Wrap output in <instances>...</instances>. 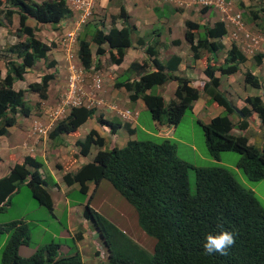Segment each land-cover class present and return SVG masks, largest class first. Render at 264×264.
Wrapping results in <instances>:
<instances>
[{"label": "trees", "instance_id": "obj_1", "mask_svg": "<svg viewBox=\"0 0 264 264\" xmlns=\"http://www.w3.org/2000/svg\"><path fill=\"white\" fill-rule=\"evenodd\" d=\"M201 10L205 14L209 6ZM155 12H159V9L155 8ZM249 14L260 25L264 21V5L249 11ZM71 15L66 0H0V28L10 29L14 17H18V25L14 29L17 40L7 47L6 56L0 55L5 68L3 77L0 71V138L9 133L19 117L28 118L32 114L33 106L26 100V92L37 94L41 100L48 98L53 73L43 74L39 81L29 83L27 89L15 86L16 81L23 80L28 70L41 60L47 62L48 68L56 64L55 59H48L49 52L56 44L43 42L35 35L40 30L39 26L50 24L56 28ZM128 17L124 4L120 3L118 14L111 16L112 26L108 31L98 28L97 24H88L90 39L79 37L77 50L78 59L85 70L93 66V55L100 57L105 54L103 45L116 52L111 56V62L121 64L125 52L132 46L134 26L127 24ZM119 18L124 23L121 28L115 26ZM29 19L36 24H27ZM226 32L225 23L221 20L205 24L189 19L185 21L184 39L190 44L193 61L203 58V55H213L217 59V55L224 52L221 64L206 59L204 74L208 80L202 89L210 94L212 101L223 106L227 113L213 117L209 123L199 122L209 156L219 159L222 151L240 154L237 167L248 180L258 181L264 179V132L260 149L249 145L244 135H231L234 124L228 115L235 111V107L223 91L218 89L221 81L215 72L221 76L234 74L247 60L235 43L228 47L223 43ZM91 42L95 45L94 54ZM137 42L144 47L146 58L141 63H131L128 70L138 77L122 80L115 83V86L124 87L130 93V101L142 99L153 120L176 125L185 111L191 108L192 101L199 96V90L190 85V78L177 74L182 59L180 56L172 55L162 63L158 59V41L148 43L139 38ZM174 42L178 44L179 40ZM263 57V53L254 55L257 65ZM100 64L98 58L94 68L98 69ZM148 68L152 70L148 71ZM243 79L252 88L262 89L264 96V77L261 80L249 69L244 72ZM171 80L177 81L178 85L174 98L169 101L160 94L147 93L153 86ZM245 100L257 112L264 128V97L262 99L259 94ZM96 111L94 107H71L68 114L49 130V137L60 144V135L77 133L83 123L95 118ZM240 111L244 118L249 114L245 108ZM97 121L108 124L113 131L120 126V123L105 120L101 115ZM247 124L243 119L236 126L243 130ZM125 127L130 132L127 124ZM102 138L95 129H91L83 140L75 141L77 150L72 148L68 152V161L74 163L79 155L86 156L92 144L102 146ZM43 165L44 162L37 157L25 155L21 162L16 161L9 172L0 177V210L6 208L11 197L26 183L33 198L53 211L47 187L56 182L50 174L42 176ZM191 168L195 175L193 193L189 190L188 181ZM62 179L67 186L79 184L83 192H87L88 183L97 185L102 179L108 180L135 206L139 225L155 238L154 250L148 253L125 231L87 203L83 215L93 221L102 236L108 250L106 264H264L262 200L254 191L244 187L228 168L193 167L178 159L175 143L170 139H135L121 148L100 149L92 161L83 164L76 172H66ZM5 231L9 232V237L1 251L0 264H85L78 251L69 255L59 254L60 244L53 240L23 257L18 254V248L29 242L28 222L15 220L0 224V238ZM222 231L232 232L235 244L227 250V255L206 254L203 249L205 237Z\"/></svg>", "mask_w": 264, "mask_h": 264}, {"label": "rangeland", "instance_id": "obj_2", "mask_svg": "<svg viewBox=\"0 0 264 264\" xmlns=\"http://www.w3.org/2000/svg\"><path fill=\"white\" fill-rule=\"evenodd\" d=\"M227 1H229V8L231 10L228 11V13L230 15L239 11L244 13L242 14V18L248 29L252 33L258 34L260 41L264 39V21L260 25H257L255 21H253L252 19L250 20V16L247 13L248 9H258L260 6H263L264 0ZM189 3L190 10H199L200 7H202L200 0H189ZM184 9L185 8H181V10ZM192 13L194 14V16L188 18L204 24L212 23L219 18V14L216 13L207 15V12L205 14H200L199 12L193 11L190 13V15H192ZM69 21L71 22V26H66L65 28L62 26L55 28L48 24H42L39 26L41 32H39V35L37 37L43 42H55L56 44V46L48 54V59H55V68H48L46 66L47 62L41 60L39 63L35 64L28 70L23 80L16 81L15 86L19 89H27L29 83L33 81H39L41 76L45 73H53L57 78V81L54 78L50 81L48 88V98L46 100L39 99V97L35 93L26 92V100L29 101V104L33 106V112L29 116V118L19 117L17 124L9 129V133L0 138V155L2 157V160L0 161V174H2L1 176H4L6 174V170L8 169L9 164L13 159H15L14 153L12 152L14 149V143H17L20 146L19 148H21L22 143L27 141V139L34 138L33 141L35 142L42 141L41 147H44L46 150L48 142H52L48 139L49 129L45 134L46 123L44 122L37 125L36 117L37 115H41L43 110H48L49 112L54 111V114L59 113L58 96L62 95L65 91V87L59 86V83H62L63 81V83L66 84V78H69V75L73 74V71H71L70 73L68 72L69 67L66 69L62 65H58V61L56 60V58L62 60L59 54L64 53V55H68L67 58L69 61L72 60L73 62H77L76 51L78 49V38L84 35L82 30H73L75 26V18H73L72 20L69 19ZM88 24H97L103 30H108L110 27V23L108 25H104V22H102V20H99V17L94 16L92 19L90 17L88 18ZM17 25L18 17L15 16L14 24L10 29H0V55L2 57L7 55V47H9L17 40V38H15L16 36L14 35V29ZM83 26H81V28ZM69 32L73 34H68ZM174 35L183 37L181 35V32H175ZM86 38L90 39L89 37ZM132 41L136 45H138L137 38H134L133 35ZM225 45L228 47L229 44L226 43ZM91 46L94 54L95 45L92 43ZM257 51L264 52V44L258 43L256 47L245 48V52L248 55L247 61L241 65L240 72L231 76L222 77L220 86L221 89L229 88L230 95H236V98L239 95L242 96L258 94L257 89L249 87L243 81L244 71L249 69L257 76L260 75L261 77H264V59L262 66H257L256 62L252 58V55ZM181 52L183 54L184 51L182 50ZM223 57L224 52H220L218 55V59L214 60V63L220 64L223 61ZM129 61L130 60L128 58L124 64L128 65ZM112 65L113 64L110 62L109 58L104 56L102 60V69L99 72H110L108 75H114L116 73L119 74L122 72L112 70ZM104 66L107 67L105 70H103ZM75 68L77 70L81 69L79 66L78 68ZM61 69L62 74H59ZM0 70L1 76H3L5 73V68L1 58ZM65 70H67V72H64ZM90 72H92L91 74L94 75L93 72H95V70H92ZM66 73L68 74L67 76H65ZM217 75H219V73H217ZM186 76H198V70L192 71V69H189ZM84 78H86V80L88 79L89 81L90 78L92 80V76H90L89 78L87 77L86 73H84ZM124 78L125 77H123V79ZM68 81H70V79H68ZM87 81L84 80L83 83H87ZM157 86L158 85L153 86L149 92L152 94L159 93L158 91L160 90V88L163 89V86ZM161 94L167 95L165 91H163ZM126 106L127 109L131 112V117H135L136 115L139 116V121L137 122V124H135L137 126L136 130L138 139H161V137L155 135L154 126L151 125L150 112L148 111V109L139 110V112H137L135 102H129ZM243 106V100L239 99L236 102L235 108H241ZM225 113L227 112L224 111L222 115H224ZM254 117L255 116L253 115L248 119V121L250 122V127L246 131L245 135L249 138V140H251V143L259 149L263 144L262 134L264 132V128L263 126H260L259 124L253 122L255 121ZM55 118L57 117L54 116L53 120ZM229 118L233 123L238 122V118L235 113L230 114ZM95 120H88L77 131V136L84 137L85 133L89 131V128L93 126L92 121ZM208 121V118L203 119V122ZM170 128L171 130L169 133L172 134V136L171 138H167L171 139L175 143L176 156L178 159L188 162L193 167L220 166L228 168L244 187L254 191L255 194L264 203V179L251 181L246 178L241 169L236 165L237 161L239 160L240 154L232 151H222L220 153L219 159H212L209 156L205 146L204 134L201 124L197 121L196 118H193L191 108H188L185 111L179 123L170 126ZM169 133L167 135H169ZM66 139L68 140V136L66 135H63V137L61 138L62 141H66ZM18 140L22 141V143L17 142ZM61 140H58V142L60 141V145ZM10 141L11 144L14 142L11 147ZM54 145H57L58 147L59 144L55 142ZM44 148L42 149L43 151ZM98 150V147L92 146L90 153L85 157L81 156L80 161H82V159L86 162L91 160ZM57 151H59V149L55 148L54 146L50 150H47L45 156L50 161H53L54 154ZM62 153H65V148L62 150ZM34 154H36L38 159L43 161L41 155L37 154L36 152H34ZM63 158L64 156L62 155L58 156V159L60 160ZM44 169L46 170L45 167ZM52 178L56 183L58 182L57 179H55V176H52ZM188 181L189 190L191 193H193L195 190V175L192 168L189 170ZM49 185L51 186V183ZM66 198L69 199V206H71L70 211H68V207H66V209L64 210V205L58 202L55 206V211L51 212L46 206L40 205L33 198L30 187L26 183H23L20 186L19 191L11 197V202L5 206L6 208L0 210L1 224L10 223L13 220H24L29 224L30 239L27 244H23L18 248L19 255L23 257L29 256L39 247H42L50 241L54 240L59 242L60 244L59 254H71L76 249L80 251L83 247L84 248L82 250L85 249L89 251L92 249L93 252L96 249H100V255L98 257L94 258V256L92 255V251H90L91 253H89V256L93 259L85 258V260L90 262V264H98V261L106 263V254L104 252V249L100 245V240L96 228L92 220H85L83 215V211L87 203H89L92 208H94L108 220H110L114 225L124 230L129 236L135 239L148 253L153 252L155 238L147 234L139 225L137 209L133 204L128 202L115 188H113L108 180L102 179L96 186H94L92 183H89L88 192L81 191L79 187L75 185L73 187V190H70L67 193ZM75 228L85 233V237L81 241L75 240L71 234V229ZM8 237L9 232L5 231L0 238V258L1 251L3 250ZM82 250L80 251L81 254H83ZM86 264L88 263L86 262Z\"/></svg>", "mask_w": 264, "mask_h": 264}, {"label": "crops", "instance_id": "obj_3", "mask_svg": "<svg viewBox=\"0 0 264 264\" xmlns=\"http://www.w3.org/2000/svg\"><path fill=\"white\" fill-rule=\"evenodd\" d=\"M123 2H124V7L126 8L127 14L129 16L127 24L130 25V27L134 26V30L132 33L134 38L142 37L144 39H147V41L148 40L153 41L154 38H151V37L155 35V37L157 38V41L159 42V47H160L159 55H158V58L160 59V61L162 63H165L173 54L180 56L182 58V62L179 65V71L182 74L186 75L187 70L184 69L185 66H183V64L184 62L186 63L187 61V59H185L186 57L188 56L191 57L190 51H189V44L184 40V37L174 35V34L175 32H179V33L181 32V35L183 36L184 31H185L184 22L187 19H191L188 17L194 16L193 13L192 15H190L191 12L193 11L199 12V10L197 9L190 10L189 0L185 1L184 10L176 9L177 2H184L183 0H99V2L96 4V7L94 8L93 15L94 17H99V20H102V22H104V25H108L110 23V27H111L112 25L111 16H116L118 14L119 4ZM155 8H158L159 12H155ZM211 12L212 14L215 13L213 10L212 11L209 10L208 14H210ZM73 18H75V22H74L75 26L73 30H76V31L82 30L83 35L84 36L87 35L85 37L90 38L89 36L90 34H88L90 32V29L87 28L89 14L85 12L83 9H80L78 11L74 10L72 15L62 20L61 23L58 25V27L59 26H62L64 28L66 26L70 27L71 22L69 21V19L72 20ZM27 24H29L30 26H33L36 23L34 20L29 19L27 21ZM123 24H124L123 21H120V19L116 20V27L121 28ZM81 26L83 27L81 28ZM98 27L102 29L100 26ZM1 28L3 29L6 27H1ZM108 30H104V31H108ZM39 32L41 31L38 30L35 33V35L38 36ZM73 33L69 32L68 34H73ZM175 40H179V44H175L174 42ZM102 47L105 50V54L100 57L99 56L96 57L95 55H93L94 62L98 60V58L102 62L104 56L111 57L116 54L115 50L109 49L106 45H103ZM182 50L184 51L183 54L181 52ZM59 56H61L62 60L56 58V60L58 61V65H62L66 69L69 67V71H68L69 73L73 71L74 67L78 68L79 66L81 68L80 70H81V76H82V71L84 68H82L80 62H78V59H77V62H78L77 63L76 61L74 62L69 61L67 58L68 55H64V53H60ZM206 57L212 58V55L203 56V58L196 60V62L194 63L190 62V67L191 68L196 67V69H200V67L203 66L202 60L203 59L205 60ZM128 58L130 61H129V64L126 65L124 63L126 62ZM144 58H145L144 47L136 45L134 42H132V47L127 49V51L125 52L122 63L119 65H115V64L112 65V70L122 71L121 73L119 74L116 73L114 75H108L110 72L108 73L99 72L102 69V67L95 73V76H98L102 80V86L100 88L101 92L96 94L95 96H92V92L90 90V88H92V80L90 78V76H92L91 74L92 72H89L87 70L83 71L86 73L87 77L90 78V81L88 79L87 81L86 78H83V81H81V83H79V80L77 81L78 85L81 84V89L85 95L84 105L90 106L89 103H91V101L96 102L97 111H96L95 119L96 118L98 119V117L101 115L102 118L105 120H110L113 122L120 123V126L116 130L113 131L108 125L100 124L99 122H97V119L95 120L94 118H92V120H95V121H92L93 126L89 128V131L91 129H95L99 133V135L104 138L103 144L105 145L104 147L102 145L103 148L110 149L113 147H122L126 144L128 140L137 138V130H136L137 126L135 124H137V122L139 121V116L136 115L135 117L121 118L119 114L121 111L128 110L126 105L130 102L129 101L130 93L123 87L116 88L114 86V83L121 82L122 80H127V79L131 80L134 76V72L133 73L129 72L128 66L131 63H135V62L141 63V61L144 60ZM106 68L107 67L104 66L103 70H105ZM148 70H151V69H148ZM64 72H67V70H65ZM59 74H62V69L60 70ZM67 75L68 74L66 73L65 76ZM123 77L125 78L123 79ZM120 78H121V81H120ZM54 79L57 81V78L55 77V75H54ZM84 80L87 81V83H83ZM59 86L65 87L64 89L66 91L67 80H66V84H64L62 81V83H59ZM158 86L160 87L163 86V89L160 88V90L158 91L159 93H156V94L162 95L161 93L165 91L167 95H162V96L164 97L166 101H169L170 99L173 98L174 90L177 86V83L171 80L170 82H167L163 85H158ZM194 86L197 87L198 85L194 83ZM222 90L230 94L229 88L222 89ZM59 96H58V99H59ZM229 96L233 100L236 97V95H229ZM246 96L247 95H243V96L239 95L237 96V98L244 100ZM135 103H136L135 107H136L137 112H139V110L147 109V107L145 106L142 100L138 99L137 101H135ZM222 110L223 108L219 106L218 104H216L215 102H212L207 95L200 94L193 102L192 116L193 118H196L197 120H201V121L207 118L210 120L213 116L219 114ZM48 112H49L48 110H43L41 115H37L36 117L37 125L42 124L44 122L46 123V125H48L49 123V126L53 124L52 122L50 123L51 118L49 116L51 115V112H49V114ZM150 118H151V115H150ZM85 123H83L77 130H79ZM126 123L129 124L130 129H134V132L132 134L128 133V131L126 130V127H125ZM55 124H53L51 128L50 127H46V128H50V131H51V129L55 126ZM151 125L154 126V131H155L156 136L161 137V139L167 138V137L171 138L172 134L169 133L171 130L170 126L161 125L157 121L153 120L152 118H151ZM88 132H86L85 135ZM168 133L169 135H167ZM60 136L63 137V135H60ZM66 136H68V140L63 141V144L62 143L61 145L59 144L58 147L57 145H54L55 143L54 141L53 143L48 142L46 150L44 147H41L42 141H40L41 143L35 142L33 141L34 138H29L24 143L18 140L17 142L22 143L21 148H19L20 146L17 143L13 142L14 149L12 152L14 153L15 159L11 161V163L8 166V169L6 170V174H7L9 172V168L16 161L21 162L25 155L37 157L36 154H34V152L41 155L43 158V162H44L43 168L44 167L46 168V170L43 169L44 170L43 172L41 169V174L45 176V174L48 173L51 176H55V179H57L58 181L57 186H54L51 189L48 188V191L53 201V206H54L53 212L55 211V206L58 202L64 205V210L66 209V207H68V211L71 210V206H69V199L66 198V195L70 190L72 191L73 187L75 186L73 185L69 187L62 183L61 178H62L63 173L55 168L56 164L61 162V160L58 159V156L60 155L64 156V154L67 153L70 148H75L74 143L77 139L84 138L81 136H77L76 133L69 134ZM50 141H52V139ZM12 144L10 141V147ZM54 146L55 148H58L59 151H57L54 154V160L50 161L45 155H46L47 150H50ZM43 148H44V151L42 150ZM64 148H65V153H62V150ZM75 149L77 150V147ZM1 160H2V157L0 155V161ZM78 165L79 164L75 165V168ZM1 175L2 174H0V177ZM72 230L73 229H71V233H73Z\"/></svg>", "mask_w": 264, "mask_h": 264}, {"label": "clouds", "instance_id": "obj_4", "mask_svg": "<svg viewBox=\"0 0 264 264\" xmlns=\"http://www.w3.org/2000/svg\"><path fill=\"white\" fill-rule=\"evenodd\" d=\"M185 1H187V0H184V2H177V7H176V9H181V8H184L185 7ZM99 2V0H97L96 2H95V4H94V6L88 11V14H89V17L92 19L93 18V12H94V8L96 7V4ZM200 2H201V6L202 7H200V9H199V12L201 13L202 12V8L203 7H205V6H209V10L210 11H214L216 14H219V18L217 19V20H221V21H223L224 23H225V26H226V34H225V36L223 37V43L224 44H226V43H228L229 45L228 46H230V44H232V43H235L237 46H239V48H241V50H242V52L244 53V55L246 56V58L248 59V55L246 54V52H245V48H250V47H256L257 45H258V43H260V44H264V39H262L261 41H260V39H259V37H258V34H254V33H252L249 29H248V27H247V25H245V23H244V21H243V18H242V14H244V13H242V12H235V13H233V14H229L228 13V11H231L230 10V6H229V1H227V0H200ZM66 4H67V6L71 9V11H72V13H73V11L75 10V11H78V10H80V8H77L78 7V5H77V0H66ZM241 8H244V7H241ZM218 9H219V11H218ZM84 10V9H83ZM209 10H207L206 12H207V15H209L208 14V11ZM251 10H253V9H248V11H247V13L249 14V11H251ZM85 12H87V11H85ZM222 13H223V17H222ZM201 14H203V13H201ZM210 14H212V12L210 13ZM249 16H250V18L252 19V15H250L249 14ZM120 19V18H119ZM118 19V20H119ZM188 20V19H187ZM189 20H191V19H189ZM120 21H122L121 19H120ZM194 21V20H193ZM216 21V20H215ZM196 22H199V21H196ZM214 22V21H213ZM212 22V23H213ZM256 22V21H255ZM199 23H201V22H199ZM257 23V22H256ZM204 24V23H203ZM184 25H185V22H184ZM112 26V25H111ZM115 26H116V23H115ZM122 27V26H121ZM99 28V27H98ZM118 28V27H117ZM185 32V31H184ZM133 33V32H132ZM183 37H184V35H183ZM139 38H142V37H138L137 38V41H138V39ZM151 38H154V40L153 41H157V38L155 37V35H153ZM144 39V38H143ZM131 40H132V34H131ZM145 40V42H148V43H152L153 41L152 40H146V39H144ZM185 40V39H184ZM186 41V40H185ZM260 41V42H259ZM133 42V41H132ZM187 42V41H186ZM92 43V42H91ZM138 43V42H137ZM188 43V42H187ZM175 44H177V43H175ZM179 44V43H178ZM189 44V43H188ZM139 45V44H138ZM107 46V45H106ZM139 46H141V45H139ZM189 46H190V44H189ZM132 47V46H131ZM130 47V48H131ZM159 45L157 46V49H158V55H159ZM78 50V49H77ZM223 52V51H222ZM258 53H263L264 54V52L263 51H257L256 53H254L252 56V58H253V60L255 61V59H254V55H256V54H258ZM144 55H145V52H144ZM174 55V54H173ZM190 55H191V52H190ZM219 55V54H218ZM218 55H217V59H218ZM76 56H77V51H76ZM204 56V55H203ZM94 57V56H93ZM124 57V56H123ZM186 57V56H185ZM184 57V58H185ZM109 58V60H110V62H111V57H108ZM145 58H146V55H145ZM144 58V59H145ZM208 57H206V59H207ZM224 58V57H223ZM77 59H78V56H77ZM159 59V58H158ZM185 59H187V61H186V63L184 62V64H183V66H185V70H189V69H192V71H197L198 70V76H195V77H192V76H186L185 74H182L180 71H179V67H178V71H177V74L179 75V76H183V77H188V78H190L191 79V86H193V87H195L194 86V83H196L198 86L197 87H195V88H197L198 90H199V95L200 94H202V95H207L208 97H209V99L211 100V96H210V94L208 93V92H206L205 90H203L202 89V86H203V84L205 83V82H207V80H208V78H207V76L204 74V67H205V62H206V59L204 60H202L203 61V66L202 67H200V69H196V67L195 68H191L190 67V62L191 63H194V62H196V60H192V57H186ZM199 59H201V58H199ZM211 61H213L214 62V60H217V59H215L214 57H213V55H212V58H209ZM263 59H264V57L261 59V63L259 64V65H257V66H261L262 65V63H263ZM198 60V59H197ZM70 61H72V60H70ZM78 61H79V59H78ZM97 61V60H96ZM95 61V62H96ZM99 61H101L100 59H99ZM143 61V60H142ZM141 61V62H142ZM247 61V60H246ZM253 61V62H254ZM80 62V61H79ZM95 62H93V66L89 69V70H87V71H92V70H95V72H93L94 73V75L92 74V88H90V90H91V92H92V96H95L96 94H98V93H100L101 92V90H100V88H101V86H102V80L98 77V76H95V73L102 67V62H101V64H100V67L98 68V69H95L94 68V63ZM181 62H182V59H181ZM223 62V61H222ZM221 62V63H222ZM256 62V61H255ZM112 63V62H111ZM122 63V62H121ZM220 63V64H221ZM81 64V63H80ZM113 64V63H112ZM244 64V63H243ZM257 64V63H256ZM116 65V64H115ZM131 65V64H130ZM129 65V66H130ZM180 65V64H179ZM242 65V64H241ZM241 65L239 66V70L237 71V72H235L234 74H236V73H238V72H240V68H241ZM82 66V65H81ZM128 66V67H129ZM82 68H83V66H82ZM148 69H150V68H148ZM152 70V69H151ZM1 71V70H0ZM83 71H85V69H83ZM82 71V76H81V70H77L75 67L73 68V74H71L70 76H69V78H66V80H67V89H66V91H64V93L62 94V95H60L59 96V100H58V105H59V113H57V114H54V111H52L51 112V115L49 116L50 118H51V120H50V123L52 122L53 124H55L56 123V121H59V120H61V119H63L67 114H68V112H69V110H70V108L71 107H75V106H70V107H67V106H64V107H62V102L64 101V98H65V96H66V94L68 93V90H69V81H68V79H70V78H75V82H76V85H77V89H78V94L80 95V97H81V100H82V104L81 105H78V106H85V107H94V108H96V102L95 101H91V103H89V105L90 106H87V105H84V102H85V95H84V93H83V91H82V89H81V84L80 85H78L77 84V81L79 80V83H81V81H83V78H84V73L85 72H83ZM148 71H150V70H148ZM130 72V71H129ZM245 72V71H244ZM133 73V72H132ZM217 73H219V72H215V75L218 77V78H220V81H221V79H222V77H227V76H231V75H233V74H231V75H227V76H221V74H219V75H217ZM254 73V72H253ZM4 75H5V73H4ZM3 75V76H4ZM3 76H1V77H3ZM243 76H244V74H243ZM138 76H136V74L134 73V76H133V78H137ZM261 80H262V78L263 77H261L260 75L258 76ZM133 78L131 79V80H133ZM121 81V80H120ZM243 81H244V79H243ZM170 82V81H169ZM176 83H177V81H175ZM245 83V82H244ZM177 85H178V83H177ZM247 85V84H246ZM114 86H115V83H114ZM220 86H221V82H220V84H219V90H221V91H223V93L227 96V98L231 101V103L234 105V107H236V102L239 100V99H237L236 97L234 98V100L229 96L230 94H228L226 91H224V90H222L221 88H220ZM249 86V85H248ZM116 87V86H115ZM177 87V86H176ZM249 87H251V86H249ZM116 88H120V87H116ZM124 88V87H123ZM125 89V88H124ZM152 89V88H151ZM150 89V90H151ZM176 89V88H175ZM150 90H148L147 91V93H150L149 91ZM175 91V90H174ZM90 92V93H91ZM156 94V93H155ZM260 94V96L262 97V99H263V91H262V89H260V90H258V94H256V95H259ZM162 96V95H161ZM243 96V95H242ZM251 97V96H255V95H247L246 96V98L247 97ZM173 98H174V95H173ZM246 98H244V100H243V102H244V106L243 107H241V108H235V111L234 112H232L231 114H233V113H235V115L237 116V121L238 122H236V123H233L232 121V123L234 124V127L231 129V131H230V134L231 135H235V136H238V135H244L246 138H247V143L249 144V145H253L252 143H251V140H249V138L245 135V133H246V131L249 129V127H250V122L248 121V119L249 118H251L253 115L255 116L254 118H255V121H253V122H255L256 124H259L260 126H262V124H261V122L259 121V119H258V114H257V112L256 111H253L252 110V106H251V104H249V103H247L246 102ZM140 99V98H139ZM98 100H100V99H98ZM138 100V99H137ZM136 100V101H137ZM140 100H142V99H140ZM129 101H130V99H129ZM143 101V100H142ZM212 101V100H211ZM130 102H133V101H130ZM135 102V101H134ZM193 102H194V100L192 101V103H191V109L193 108ZM212 102H214V101H212ZM216 103V102H215ZM145 104V103H144ZM217 104V103H216ZM91 105H93V106H91ZM219 105V104H218ZM146 106V105H145ZM219 106H221V105H219ZM60 107H62V111H60ZM147 107V106H146ZM222 108H223V110L219 113V114H217V115H222V113L225 111V108L223 107V106H221ZM243 108H245L246 110H248V112H249V114H248V116H245V118H244V116H243V114L241 113V109H243ZM149 111V110H148ZM66 112V113H65ZM48 114H49V112H48ZM120 117L121 118H130L131 117V112L129 111V110H125V111H121L120 113ZM217 115H215V116H217ZM230 115V114H229ZM229 115H228V117H229ZM54 116H56L57 118H55L54 120H53V117ZM215 116H213V117H215ZM212 117V118H213ZM211 118V119H212ZM211 119L208 121V122H203V121H201V120H197L198 122L200 121V122H202V123H209L210 121H211ZM230 119V118H229ZM243 119H245L247 122H248V124H247V127L245 128V129H243V130H240V129H238L239 127H237L236 125H239L241 122H242V120ZM231 120V119H230ZM98 122V121H97ZM199 122V123H200ZM159 123V122H158ZM53 124L52 125H50L49 126V123H48V126L46 125V127H52L53 126ZM128 126H129V124L128 123H126ZM125 124V125H126ZM159 124H161V125H168V126H173V125H169V124H164V123H159ZM106 125H108V124H106ZM109 126V125H108ZM258 126V125H257ZM110 127V126H109ZM119 127V126H118ZM117 127V128H118ZM50 128H46V130H45V134L47 133V131H48V129L50 130ZM111 128V127H110ZM116 128V129H117ZM127 130V129H126ZM129 130H130V132L128 131V133H130V134H132L133 132H134V129H130L129 128ZM234 131V132H233ZM64 135V134H63ZM87 135V134H86ZM85 135V136H86ZM84 136V137H85ZM262 137H263V134H262ZM48 139H49V133H48ZM81 139V138H80ZM84 138H82L81 140H83ZM103 139V141H104V138H102ZM137 140H141V139H138V138H136ZM164 139H169V138H163V140ZM49 140H51V138L49 139ZM64 140V139H63ZM67 140V139H66ZM78 140V139H77ZM130 140H135V139H130ZM130 140H128V141H130ZM171 140V139H170ZM127 141V142H128ZM52 142H53V140H52ZM127 142H126V144H127ZM157 142V141H156ZM125 144V145H126ZM104 145L105 144H103V147H104ZM124 145V146H125ZM92 146H96V147H98L99 148V150L100 149H103V150H108V149H104L102 146H98L97 144H92L91 145V147ZM124 146H122V147H124ZM254 146V145H253ZM91 147H90V149H89V153H90V150H91ZM255 147V146H254ZM117 148H121V147H117ZM261 148V147H260ZM259 148V149H260ZM72 148H70L69 150H68V152L71 150ZM111 149V148H110ZM68 152L67 153H65L64 154V158L63 159H61V162L60 163H58V164H61V165H59V166H57L58 164H56V166H55V168L57 169V170H59L60 172H62L63 174H65L66 172H76L83 164H85V163H87V162H90V161H92L93 159H94V157H95V155L93 156V158L91 159V160H89V161H84L83 159H82V161H80V158H81V156L82 157H85V156H83V155H79L78 156V158H77V160L74 162V163H71L70 161H68V159H69V154H68ZM98 152V151H97ZM96 152V153H97ZM88 153V154H89ZM87 154V155H88ZM86 155V156H87ZM64 162H66L65 164H62V163H64ZM77 164H79L76 168H78V169H76L75 168V165H77ZM76 169V170H75ZM63 174H62V176H63ZM47 175H48V173H46L45 174V176H43V177H47ZM61 180H62V183L63 184H65L64 182H63V179L61 178ZM55 181V180H54ZM94 186H96L94 183H92ZM66 185V184H65ZM73 185H77L78 187H79V184H77V183H75V184H73ZM73 185H70V186H73ZM55 186H57V183L55 184ZM67 186V185H66ZM69 186V187H70ZM50 187V188H49ZM52 187H54V185L53 186H48L47 187V190H48V188L49 189H51ZM114 188V187H113ZM89 191V183H88V190H87V192ZM49 192V191H48ZM50 194V193H49ZM51 197V196H50ZM51 201H52V198H51ZM52 204H53V201H52ZM94 209V208H93ZM53 210H54V206H53ZM95 210V209H94ZM97 211V210H96ZM98 212V211H97ZM101 214V213H100ZM85 218V217H84ZM85 220H91V219H86L85 218ZM15 221V220H14ZM19 221H23V220H19ZM26 222V221H25ZM93 222V221H92ZM94 224V223H93ZM73 231V233H71L72 234V236H73V238L75 239V240H79V241H81L84 237H85V233H83V232H81L79 229H73L72 230ZM96 231H97V234H98V236H99V240H100V245H101V247L104 249V252H105V254H106V262H107V254H108V250H107V247L105 246V244H104V241H103V239H102V236H101V234L99 233V231L97 230V228H96ZM124 231V230H123ZM135 240V239H134ZM136 241V240H135ZM137 242V241H136ZM138 243V242H137ZM139 244V243H138ZM235 244V236H234V234L232 233V232H229V231H222V232H220L219 234H208L206 237H205V242H204V244H203V249H204V252L206 253V254H209V255H211V254H213V253H219L220 255H227L228 254V249L231 247V246H233ZM140 245V244H139ZM141 246V245H140ZM84 248V247H83ZM82 248V249H83ZM59 249H60V247H59ZM81 249V250H82ZM80 250V251H81ZM76 251H78V253L81 255V258H82V260L84 259L85 260V258H88V259H93V258H91L90 256H89V253H91L90 251H92V255L94 256V258L95 257H98L99 255H100V249H96L94 252H93V250L91 249V250H82L83 252V254H81L80 253V251L78 250V249H76L73 253H75ZM73 253H71V254H73ZM67 255H69V254H67ZM83 260V261H84ZM86 261V260H85ZM84 261V263L86 264V262L88 263V264H90V262H88V261H86L85 262ZM94 262V261H93ZM98 264H106V263H104V262H99L98 261Z\"/></svg>", "mask_w": 264, "mask_h": 264}, {"label": "built area", "instance_id": "obj_5", "mask_svg": "<svg viewBox=\"0 0 264 264\" xmlns=\"http://www.w3.org/2000/svg\"><path fill=\"white\" fill-rule=\"evenodd\" d=\"M96 1L97 0H77V8L84 9V11H87L88 13V11L94 6ZM81 104L82 100L80 95L78 94L75 78H70L69 90L64 98V101L62 102V107L78 106ZM62 107H60V111H62Z\"/></svg>", "mask_w": 264, "mask_h": 264}]
</instances>
